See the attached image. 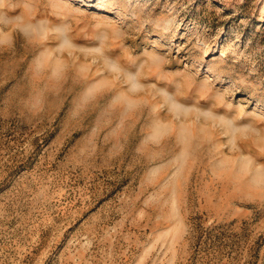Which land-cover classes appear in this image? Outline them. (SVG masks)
<instances>
[{
    "label": "rangeland",
    "instance_id": "374dc122",
    "mask_svg": "<svg viewBox=\"0 0 264 264\" xmlns=\"http://www.w3.org/2000/svg\"><path fill=\"white\" fill-rule=\"evenodd\" d=\"M12 3L75 50L0 47V264H264V0Z\"/></svg>",
    "mask_w": 264,
    "mask_h": 264
},
{
    "label": "clouds",
    "instance_id": "9594fccd",
    "mask_svg": "<svg viewBox=\"0 0 264 264\" xmlns=\"http://www.w3.org/2000/svg\"><path fill=\"white\" fill-rule=\"evenodd\" d=\"M8 9V10H5ZM15 10V5L12 0H0V47L11 48L15 43L16 34H20L30 44L45 45L50 37H61L60 42L55 48H52L50 58L46 55L48 48H45L41 54L36 58L35 67L36 70L43 71L49 66L50 61H54L52 67V75L55 76L57 70V63L64 61L62 57L67 54L71 55L75 50V45L68 38L66 27L56 26L53 27L46 19H40L35 22L31 18L23 14H12ZM94 51L100 52L97 48ZM151 59L154 63L163 64L164 59L158 54H153ZM110 70L115 73H119L120 69L118 65L112 63ZM130 87L128 92L133 96L141 93L145 90V85L139 81L134 75H129ZM205 116L211 119H218L221 122L225 121L224 116H213L211 113H205ZM162 136L159 132L153 131L149 136V140L152 142H158Z\"/></svg>",
    "mask_w": 264,
    "mask_h": 264
}]
</instances>
